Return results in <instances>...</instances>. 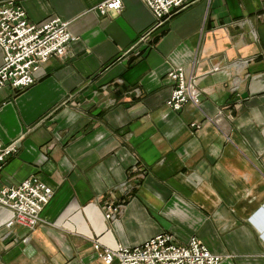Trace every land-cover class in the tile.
I'll return each instance as SVG.
<instances>
[{
	"label": "crops",
	"instance_id": "crops-1",
	"mask_svg": "<svg viewBox=\"0 0 264 264\" xmlns=\"http://www.w3.org/2000/svg\"><path fill=\"white\" fill-rule=\"evenodd\" d=\"M17 1L32 22L68 20L76 39L34 84L0 90V141L19 145L2 182L36 175L54 190L32 232L0 204V264H105L96 241L162 232L197 237L220 264H264V0H196L149 35L143 0L106 15L105 0ZM177 67L199 106L167 104Z\"/></svg>",
	"mask_w": 264,
	"mask_h": 264
},
{
	"label": "built area",
	"instance_id": "built-area-1",
	"mask_svg": "<svg viewBox=\"0 0 264 264\" xmlns=\"http://www.w3.org/2000/svg\"><path fill=\"white\" fill-rule=\"evenodd\" d=\"M143 1L155 18L154 25L147 33L149 35L162 27L168 17L196 0ZM96 9L102 15L118 13L123 9V0H105ZM68 26L69 21L60 16L40 24L32 22L17 0L3 1L0 4V46L3 50L0 90L8 85L17 90L31 86L41 65L51 56H64L70 42L76 39ZM147 35H143L142 40ZM168 77L174 82L167 100L172 109L180 110L186 103L199 106L201 96L194 77L187 79L183 67L171 70ZM18 147V140L10 143L0 141V204L14 212V217L7 222L8 226L19 224L32 232L41 223L42 211L52 199L54 190L36 175L18 185L10 186L2 182L1 172L9 157L18 152ZM141 176L138 174L135 179ZM123 186L129 188L126 183ZM116 210L112 204H108L106 217L112 218ZM29 238L30 234L23 241L27 242ZM93 248L105 264H220L225 259L224 255L212 252L197 237H192L186 244H178L168 232L159 233L134 246L120 244L112 248L96 241Z\"/></svg>",
	"mask_w": 264,
	"mask_h": 264
},
{
	"label": "bare ground",
	"instance_id": "bare-ground-1",
	"mask_svg": "<svg viewBox=\"0 0 264 264\" xmlns=\"http://www.w3.org/2000/svg\"><path fill=\"white\" fill-rule=\"evenodd\" d=\"M166 22V21H165ZM165 24V23H164ZM57 57V56H56ZM197 86V85H196ZM198 88V87H197ZM185 105V104H184Z\"/></svg>",
	"mask_w": 264,
	"mask_h": 264
},
{
	"label": "rangeland",
	"instance_id": "rangeland-1",
	"mask_svg": "<svg viewBox=\"0 0 264 264\" xmlns=\"http://www.w3.org/2000/svg\"><path fill=\"white\" fill-rule=\"evenodd\" d=\"M200 96H201V94H200Z\"/></svg>",
	"mask_w": 264,
	"mask_h": 264
}]
</instances>
